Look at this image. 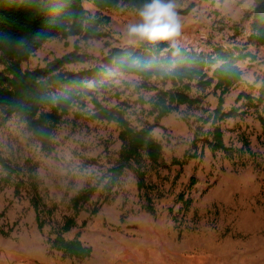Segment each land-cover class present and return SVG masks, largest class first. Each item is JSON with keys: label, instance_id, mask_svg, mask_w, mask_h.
I'll use <instances>...</instances> for the list:
<instances>
[{"label": "rangeland", "instance_id": "rangeland-1", "mask_svg": "<svg viewBox=\"0 0 264 264\" xmlns=\"http://www.w3.org/2000/svg\"><path fill=\"white\" fill-rule=\"evenodd\" d=\"M87 11L95 15L93 0H83ZM256 0H175L179 34L168 41L173 46L212 54L216 47L241 50L256 60L241 61L243 79L226 96L225 109L241 107L245 116L221 123L227 147L241 149L244 139L250 143L255 157L212 153L199 142L197 157L185 159L196 150L192 142L199 119L212 114L218 99L213 88L196 109L181 106L162 119L153 131L163 146L161 165L153 167L146 161V187L139 190L134 169H127L112 191L105 188L103 178L118 160L122 147L115 123L89 118L75 120V107L56 130L55 150L44 153L28 126L19 117L5 119L0 112V153L23 167L21 194L15 195L14 184L1 182L5 173L0 168V264H264V132L258 114L264 115V104H236L240 93L255 98L264 84V47L247 45L251 20L245 18ZM188 14H180L189 10ZM137 9L121 4L104 12L110 23L101 39L58 37L49 40L23 65L24 70L45 67L49 62L78 49L87 56L85 62L65 66V71H80L101 64L103 57L115 47H128L144 42H130L127 25L136 22ZM0 69H3L1 66ZM114 88L98 91L99 100L107 107L130 105L127 118L136 129L152 125L155 116L146 101L155 91H138L136 76L112 72ZM158 88L170 89L152 82ZM253 87V88H252ZM85 110L92 111L90 98ZM211 124L204 126L205 134ZM182 165L174 164L176 161ZM30 162L29 166L26 163ZM30 167L36 168L39 194L42 199L44 229L38 228L36 211L31 203L35 196ZM195 180V185L192 180ZM96 188L91 198L75 207L73 198ZM187 200L192 203L187 207ZM97 210V212H95ZM70 219L75 226L64 227ZM62 236L67 241L79 240L91 255L77 259L53 249L49 240ZM135 242L132 251L127 243Z\"/></svg>", "mask_w": 264, "mask_h": 264}, {"label": "trees", "instance_id": "trees-1", "mask_svg": "<svg viewBox=\"0 0 264 264\" xmlns=\"http://www.w3.org/2000/svg\"><path fill=\"white\" fill-rule=\"evenodd\" d=\"M146 0H93L97 9L95 15L90 14L83 0H0V112L5 119L19 117L28 126L42 151L51 155L55 150L54 136L56 130L75 110V120L89 118L102 122L115 123L119 129V140L122 142L119 160L103 178H108L105 188L113 190L127 169H134L139 190L146 187V161L153 167L161 165L163 146L154 137L153 131L159 127L162 119L172 112L187 106L188 109L199 108L205 97L194 95L193 90L205 92L213 88L218 104L214 112L206 118L199 119L201 126L196 128L192 148L196 152L186 153L185 159L197 157L199 142H203L202 153L207 146L212 153L224 152L231 156L245 153L255 157L250 143L244 139L241 149L227 147L221 123L245 116L241 107L225 109L226 96L233 87L242 82L243 71L241 61L256 57L241 50H229L216 47L212 54L205 55L187 48L173 46L168 41L157 44L138 43L125 48H112L102 59L101 64L80 71H65V66L75 62H85L87 56L78 49L49 62L45 67L24 70L23 65L43 47L49 40L63 37H80L84 40L101 39L106 36L104 28L110 18L104 12L116 9L121 4L132 9H139ZM190 11L179 12L188 14ZM245 18L251 20V34L247 45L264 47V0H256L255 7ZM136 76L140 85L136 90L155 91L156 95L146 101L140 96L138 105H151L150 114L155 116L152 125L142 129L134 128L127 118L130 105L121 103L120 107H107L98 97V91L114 88L115 79L110 73ZM159 81L164 86L169 82L170 89L158 88L152 82ZM253 88V87H252ZM255 98L252 94L242 92L236 104L243 100L252 108L264 104V84ZM91 99L92 111L85 110V101ZM264 132V115L258 114ZM211 124L209 131L203 136L204 126ZM185 162L174 164L182 165ZM30 162L26 163L29 166ZM0 168L5 173L1 182L14 184L15 195L19 196L24 182V168L16 166L0 153ZM30 177L35 196L31 203L36 211L38 228L44 229L42 217V199L38 188L36 168L30 167ZM196 181L193 179L192 184ZM96 188L80 193L73 198L75 207L87 202ZM187 207L192 203L187 200ZM97 212V210H95ZM75 226L74 219L67 221L64 231ZM2 233V232H0ZM3 234V233H2ZM51 247L62 251L64 255L85 259L91 255L79 240L67 241L62 236L49 240Z\"/></svg>", "mask_w": 264, "mask_h": 264}, {"label": "clouds", "instance_id": "clouds-1", "mask_svg": "<svg viewBox=\"0 0 264 264\" xmlns=\"http://www.w3.org/2000/svg\"><path fill=\"white\" fill-rule=\"evenodd\" d=\"M175 0H146L137 11L138 20L127 25L130 42L157 44L172 41L179 34Z\"/></svg>", "mask_w": 264, "mask_h": 264}, {"label": "bare ground", "instance_id": "bare-ground-1", "mask_svg": "<svg viewBox=\"0 0 264 264\" xmlns=\"http://www.w3.org/2000/svg\"><path fill=\"white\" fill-rule=\"evenodd\" d=\"M135 242L138 243V241L128 242V243H127V249H126V250L132 251L133 248H134V246H135ZM132 252H134V251H132Z\"/></svg>", "mask_w": 264, "mask_h": 264}, {"label": "built area", "instance_id": "built-area-1", "mask_svg": "<svg viewBox=\"0 0 264 264\" xmlns=\"http://www.w3.org/2000/svg\"><path fill=\"white\" fill-rule=\"evenodd\" d=\"M202 52V51H201ZM201 52H198V53H201Z\"/></svg>", "mask_w": 264, "mask_h": 264}]
</instances>
